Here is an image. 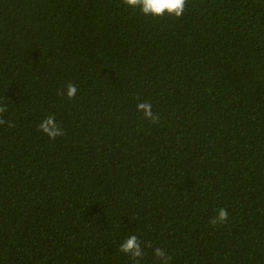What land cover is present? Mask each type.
Returning <instances> with one entry per match:
<instances>
[{
  "label": "trees",
  "instance_id": "obj_1",
  "mask_svg": "<svg viewBox=\"0 0 264 264\" xmlns=\"http://www.w3.org/2000/svg\"><path fill=\"white\" fill-rule=\"evenodd\" d=\"M0 103V264H264V0H0Z\"/></svg>",
  "mask_w": 264,
  "mask_h": 264
},
{
  "label": "clouds",
  "instance_id": "obj_2",
  "mask_svg": "<svg viewBox=\"0 0 264 264\" xmlns=\"http://www.w3.org/2000/svg\"><path fill=\"white\" fill-rule=\"evenodd\" d=\"M187 0H122V5L131 9L133 12L138 11L142 16L153 20L164 18L179 19L186 10ZM78 88L74 83H67L63 95L69 101L77 97ZM7 111V105L0 103V117ZM135 111L142 114L141 118L150 123H156L159 120V114L153 110L151 102L144 100L136 104ZM8 124L12 127L10 121L0 118V125ZM38 131L45 134L50 140H55L57 137L66 135L65 130L56 122L55 115H48L37 125ZM229 212L226 208H219L216 214L210 219L209 224L215 228L216 226H224L228 222ZM149 242L145 243V247H150ZM119 251L128 256L133 264H141L144 257V249L141 246V241L136 235H130L119 245ZM154 256L160 261V264H170L172 256L165 250L156 248Z\"/></svg>",
  "mask_w": 264,
  "mask_h": 264
}]
</instances>
